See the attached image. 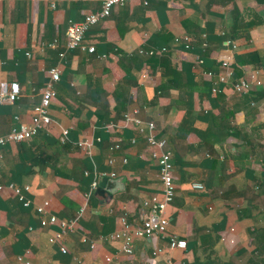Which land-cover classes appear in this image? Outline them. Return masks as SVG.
I'll list each match as a JSON object with an SVG mask.
<instances>
[{"label":"crops","instance_id":"0c3cea01","mask_svg":"<svg viewBox=\"0 0 264 264\" xmlns=\"http://www.w3.org/2000/svg\"><path fill=\"white\" fill-rule=\"evenodd\" d=\"M100 4L0 0V82L20 86L15 101L0 103L1 133L31 120L50 69H60L51 122L0 144V264H264V0L114 5L84 35L93 52L66 50L68 23ZM225 57L231 66L221 65ZM239 78L249 91H233ZM148 121L171 152L175 194L165 235L185 240L183 249L134 233L142 201L160 191ZM93 171L115 172L107 178L122 188L90 191ZM9 184L29 187L28 205ZM37 205L74 219L73 231L55 238L58 225L42 227ZM124 230L131 253L122 250Z\"/></svg>","mask_w":264,"mask_h":264},{"label":"built area","instance_id":"2783aa9c","mask_svg":"<svg viewBox=\"0 0 264 264\" xmlns=\"http://www.w3.org/2000/svg\"><path fill=\"white\" fill-rule=\"evenodd\" d=\"M131 1H141L144 4H147L149 0H101L99 8L93 12L87 13L80 21L69 22L65 28V48L66 50L80 48L82 50L86 49L89 52L94 51V46L86 47L83 44L84 35L89 31L91 27L97 24L100 20L106 18L114 5H122ZM184 43L186 46L189 44L188 36L183 37ZM52 45V43H51ZM204 45V43H203ZM164 50V48H162ZM60 59L63 58L64 52L59 54ZM197 62H201V59L196 58ZM222 66H231L233 60L229 57L221 59ZM264 71V64L262 65ZM208 75L211 72H207ZM220 76L221 81H225L228 76ZM60 78V69L58 66H54L50 69V76L44 85L39 89L40 98L39 101L32 107L31 120L29 122H21L17 128H12L7 133L0 132V144L5 142H19L24 139L30 138L36 135L45 125L51 122V117L49 115V105L51 99L56 95L55 83L58 82ZM233 91L236 93L246 92L250 90V83L246 79L239 78L233 79L232 81ZM34 90V88L32 89ZM20 95V86L16 81H1L0 82V103L4 101L13 102ZM126 121H133L135 124H140V119L135 116H130L129 114L125 115ZM141 131L142 128H140ZM156 127L152 121L147 122V133H145V139L147 146L152 148L154 152L152 153L153 157L156 160L158 167V176L160 179V191L158 194L151 195L148 199H144L141 203L142 207L145 208V214L141 221V224L134 229V233L138 237H149L152 235H157L161 238L167 237L166 225L167 217L165 214L166 207L173 201L175 194V187L172 180V160L171 152L167 148V140L162 136H157ZM68 130L63 129L62 134L59 137L60 142H64L67 137ZM134 140L132 139L131 142ZM78 146L82 149L88 151L90 143L87 141H79ZM119 145L115 144L112 148L116 149ZM109 163L113 162V158L108 159ZM94 178L90 185V191H93L97 184L98 180L101 177H114L115 172H97L93 171ZM193 188L201 189L203 187L200 183H192ZM4 186L0 184V189ZM9 187L12 188L16 194V197L19 202L23 205L29 204V199L26 197L25 193L28 191L29 187L23 185L22 187L14 186L9 184ZM89 194V193H88ZM87 194L84 197V202L87 201ZM36 212L39 215V221L42 227H48L50 225H58L59 231L55 234V238H62L67 231H73V221L74 219L64 220L59 219L56 215L46 210L42 205L36 206ZM232 231V228L229 229ZM124 242L122 250L125 253H131L132 249L130 247L131 237L126 230L123 231ZM54 237L49 238V242H54ZM222 239H225L222 237ZM85 240V239H84ZM93 246V243H90V247ZM166 246L170 249L179 248L183 249L186 246V241L179 239L175 236H168L166 238ZM159 250V249H157ZM60 251L62 253L66 252L64 246H60ZM110 257H105V262H109Z\"/></svg>","mask_w":264,"mask_h":264},{"label":"water","instance_id":"95a60500","mask_svg":"<svg viewBox=\"0 0 264 264\" xmlns=\"http://www.w3.org/2000/svg\"><path fill=\"white\" fill-rule=\"evenodd\" d=\"M106 189L108 192L113 193L117 189H121V181L119 178H107L103 177L98 183V190Z\"/></svg>","mask_w":264,"mask_h":264},{"label":"trees","instance_id":"16d2710c","mask_svg":"<svg viewBox=\"0 0 264 264\" xmlns=\"http://www.w3.org/2000/svg\"><path fill=\"white\" fill-rule=\"evenodd\" d=\"M38 133H39V132H38ZM38 133H37V134H38ZM37 134H36V135H37ZM34 136H35V135H34ZM32 137H33V136H32ZM30 138H31V137H30ZM28 139H29V138H28ZM24 140H26V139H24Z\"/></svg>","mask_w":264,"mask_h":264}]
</instances>
